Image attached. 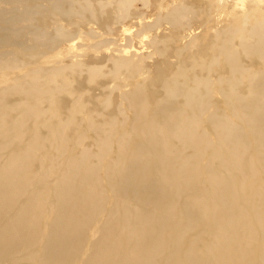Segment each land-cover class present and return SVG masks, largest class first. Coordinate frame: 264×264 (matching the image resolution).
I'll list each match as a JSON object with an SVG mask.
<instances>
[{"label": "bare ground", "instance_id": "obj_1", "mask_svg": "<svg viewBox=\"0 0 264 264\" xmlns=\"http://www.w3.org/2000/svg\"><path fill=\"white\" fill-rule=\"evenodd\" d=\"M132 1L0 0V264H264V0L94 40ZM76 32L97 61L36 58ZM100 62L108 93L85 94Z\"/></svg>", "mask_w": 264, "mask_h": 264}, {"label": "rangeland", "instance_id": "obj_2", "mask_svg": "<svg viewBox=\"0 0 264 264\" xmlns=\"http://www.w3.org/2000/svg\"><path fill=\"white\" fill-rule=\"evenodd\" d=\"M184 1H186V0H182V3ZM191 1L194 5H196V4L198 5V3H199V5L202 6V4H203L202 0H199V1L198 0H191ZM179 3L182 4L181 0H168V1L167 0H164V1L163 0H147L146 4H144L141 0H133L131 2L130 8H129V12H130L129 15L127 17H125L126 19L124 18V20H121V22L120 21L113 22L110 25L111 27L109 28V30L111 32H108V28H107V31H105L106 28L99 26L98 24L93 23L94 30L96 31V34H97V37L94 40H99L101 38H105V37L112 35L113 37H115L117 39L116 42L118 43V45L123 46L125 44L126 35L131 36L135 32V30L137 28L136 21L138 19L143 18L142 19L143 21L151 22L156 18L157 15H162L170 6L177 5V4L179 5ZM160 5H162V6H160ZM104 9H105V11H109L111 9V6L106 5V7ZM158 12H159V14H158ZM160 12H162V13H160ZM86 14L88 15L89 13L86 12ZM188 21H189L188 25L191 28L190 30H192V33L194 35H201L203 33V29L201 28L200 23L196 19V17L191 16V17H189ZM46 22H47L48 28L51 29V27L53 26L52 25L53 20L51 18H49L46 20ZM58 22L61 23V25L63 27H65L66 29L71 30V31L74 30L75 27L77 26L75 24H66L65 23L66 21L61 19V18L58 20ZM167 24L168 23H166L164 21L161 22L159 29L157 28V30H155V33L157 32V34H159L162 32H168L170 28H169V25H167ZM123 25H125V26L122 27ZM82 27H84V28L82 29ZM121 27L124 29L125 28H127V29L123 30ZM79 28L82 31L87 30L86 25H81ZM102 28H104V29H102ZM167 28H169V29L167 30ZM121 30L125 33H123ZM181 30L185 31V30H187V28L184 27V28H181ZM196 32H197V34H196ZM82 35H83V33H82ZM82 35H81V33L78 34V32H76L75 34H71L69 36V38H67L65 40H60V43L58 44V46L55 49L52 48V49L45 51V52L42 51V52L37 54L36 58L39 60V62H41V64L43 66H47V67L57 65L58 63H65L71 59H73V60L77 59V60L83 61L84 63H88L90 61H97L99 59L100 55H102L104 47L101 45L102 46V48H101V46L99 45L100 49L92 48V46H89V45H91L93 41L90 38L86 37L85 35L83 38H81L80 36H82ZM145 37H147V36H145ZM24 38L28 42H31L33 40L32 39L33 36L31 33H27ZM110 44H112V43H110ZM87 47H89V48H87ZM0 50H1V47H0ZM23 58L26 59L27 56H25ZM152 61H153V58H150V59L146 58V62L151 63ZM100 64H102V66H101V68L97 69L98 74H97L96 82L95 81H93V82L85 81L88 73L85 72V69H83V66L81 65L80 70L81 69H83V70L78 75H76V77L79 79H84L83 88H84V91L86 92L85 94L104 95L105 96L108 93L107 90H105L104 88H100V86H98V84H97L98 80L99 81H102V80L107 81L108 80V76L104 74V72H106L108 70V63L107 62L106 63L100 62ZM22 71H23V68L18 69V73H21ZM116 91H117L116 89L112 90V92L110 94L111 98L115 97ZM99 107L104 108L105 110H110L113 108V104H112V102L100 103Z\"/></svg>", "mask_w": 264, "mask_h": 264}]
</instances>
